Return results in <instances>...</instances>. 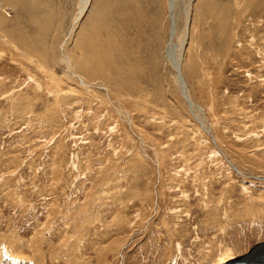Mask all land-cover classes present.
I'll return each instance as SVG.
<instances>
[{
	"label": "rangeland",
	"instance_id": "374dc122",
	"mask_svg": "<svg viewBox=\"0 0 264 264\" xmlns=\"http://www.w3.org/2000/svg\"><path fill=\"white\" fill-rule=\"evenodd\" d=\"M98 1L0 0V264H264V0Z\"/></svg>",
	"mask_w": 264,
	"mask_h": 264
},
{
	"label": "bare ground",
	"instance_id": "6f19581e",
	"mask_svg": "<svg viewBox=\"0 0 264 264\" xmlns=\"http://www.w3.org/2000/svg\"><path fill=\"white\" fill-rule=\"evenodd\" d=\"M131 1L132 0H102V1H98L99 2V6L96 8V10L93 12V15H94V20L97 18V16L99 15V12L97 11L98 10H101L107 17H112V15H115L118 19L120 20H123V15H124V12L126 10H128L127 8H124L125 4L127 3H130L131 4ZM29 2V0H23V3L27 4ZM37 2V1H36ZM169 2H171V0H169ZM22 3V4H23ZM21 5V4H20ZM36 6V5H35ZM86 6H88V0H82L81 2V8H80V14H82L84 12V10L87 8ZM37 7L38 10H40L41 6L38 5V2H37ZM169 7V6H168ZM3 14L6 15V9L3 8L1 9ZM41 12V11H40ZM43 12V11H42ZM113 13V14H112ZM52 15V11L49 10V6H45V9H44V12L40 15L41 16V21H40V18L39 17H32V23L31 24H34L35 26H38V27H41V26H47V21L50 23L51 19H53V17L51 16ZM48 15H50V19L48 17ZM79 16V15H78ZM127 17V15H125ZM80 18V17H79ZM99 19V18H98ZM30 22V21H29ZM46 22V24H45ZM4 24V21L1 20V25ZM100 30L102 29H98L96 28L95 29V33H98L100 32ZM24 40L20 41L19 43L21 44H24ZM98 43H96L97 45ZM25 45V44H24ZM171 45V44H170ZM169 50V49H168ZM168 57V56H167ZM178 69L177 71L179 72V66H177ZM183 81L181 80V83ZM179 83V81H178ZM181 83H179V85H181ZM193 105V104H192ZM195 105H193L194 107ZM197 108V106H195Z\"/></svg>",
	"mask_w": 264,
	"mask_h": 264
}]
</instances>
